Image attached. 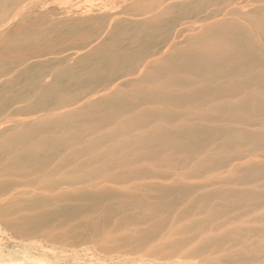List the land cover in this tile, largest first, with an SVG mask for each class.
<instances>
[{"label":"bare ground","instance_id":"obj_1","mask_svg":"<svg viewBox=\"0 0 264 264\" xmlns=\"http://www.w3.org/2000/svg\"><path fill=\"white\" fill-rule=\"evenodd\" d=\"M29 1L0 0V35ZM136 1L42 19L0 49V133L38 131L0 139V212H29L4 224L264 264V0Z\"/></svg>","mask_w":264,"mask_h":264},{"label":"rangeland","instance_id":"obj_2","mask_svg":"<svg viewBox=\"0 0 264 264\" xmlns=\"http://www.w3.org/2000/svg\"><path fill=\"white\" fill-rule=\"evenodd\" d=\"M31 1H32L31 7L26 10L28 17L26 16L27 18L23 17L22 20H19L18 23L15 25V29L13 28L11 31L0 35V49H2V47L6 44L10 45L13 41H15L13 38L14 36H19L23 34V32L28 28H30L29 30H31V28H33L37 22L42 21V19H49L52 17L59 18L60 16L64 17L66 14L67 15L89 14V13L93 14L103 10H109L108 12H116V11L119 12L122 10L124 6L130 5L136 0H38V1L30 0L29 2ZM168 1H172V0H168ZM204 5L205 2L202 1L201 4L195 3V11H199L200 9H203L201 11L203 12L204 10H207L208 4L206 5V7ZM201 12L196 13V16L201 14ZM193 19L194 18L192 19L182 18L181 20H179V22H184L187 20L192 22ZM174 25L175 24L171 25L170 28L162 27L159 31L160 33L163 32L165 34H168V32H171V29ZM28 33L30 35L32 34V32H28ZM24 37L25 38L27 37L25 33L23 34V36H20L22 42L21 44H24L23 46H26L28 44V41L26 40L28 39H25ZM82 41L84 40H80L76 42H82ZM0 55L3 56L2 53H0ZM54 99L61 101H68L70 98L63 96H55ZM50 104H53L52 99L48 101V105ZM65 105L66 104L60 105L59 107L62 108L65 107ZM33 114H38V113L34 112L32 113V115L30 114L29 117L35 116ZM13 124H18V123H13ZM2 128H0V130H2ZM4 130L6 131L0 133V139H5L7 133H9L14 138H23L38 133V131H26V129H21L17 127H15V131L13 133H10L9 129L6 127L4 128ZM16 205L12 207V210L14 209L13 211H15L13 213L12 210L0 212V220H1L0 221V264H4V262L6 263V261H9V263L14 262V264H203L202 261L198 259L199 257L195 258L194 256L191 257V256L173 255L171 256L173 259H171L168 256L167 258H165L166 256L161 254L148 255L143 252L134 253L130 250H127L128 251L127 252L125 251L126 249L124 248L121 249L113 248L111 250L105 251L100 249L99 246H97V244L95 243L92 244L89 241L87 242L85 240H83V242L85 241L86 243H83L82 240H80L81 242L80 241L78 242L79 245L78 246L77 242L76 245L75 243H72V241L70 244V240L68 241L67 239H65V243L67 241L66 243L67 245H65L64 240H62L61 242V240L58 238L49 241V239L44 237L42 238L40 236L28 237L26 235H23L25 237H15V232L17 235L21 234V232L19 234L17 232L19 230H22L21 229L22 226H18L20 229H18V227H15L16 229L10 227L8 228V226H5L4 220H7L8 218L12 219L17 216L19 217L20 213L22 212H24V214L22 213L21 216H24L26 215V213H29L27 209H25V207L22 208L20 205L19 206ZM135 211L140 213L139 209H135ZM10 212L12 214H10ZM7 213H9L10 215H8ZM4 214H5V218H4ZM262 239L264 242V236H262ZM58 240H60V242ZM40 257L43 258L44 261L43 260L39 261V259H41ZM41 261H43V263Z\"/></svg>","mask_w":264,"mask_h":264}]
</instances>
